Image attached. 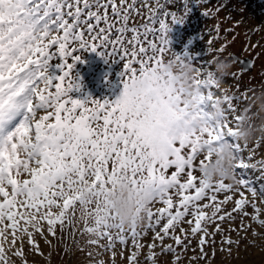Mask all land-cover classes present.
Returning <instances> with one entry per match:
<instances>
[{
  "label": "snow or ice",
  "instance_id": "obj_1",
  "mask_svg": "<svg viewBox=\"0 0 264 264\" xmlns=\"http://www.w3.org/2000/svg\"><path fill=\"white\" fill-rule=\"evenodd\" d=\"M170 2L157 0L151 8L148 0H0V264H12L8 252L27 264L23 247H16L25 237L43 255L35 237L44 236L45 223L54 238L57 228L63 233L71 227L74 236L82 223L87 243L105 251L129 242L139 249L148 231L161 244L171 238L187 250L185 242L200 234L201 258L217 233L221 243H238L224 237L221 223L239 214L240 228L229 231H247L246 205L254 210L251 219L264 226L255 201L264 197V184L257 187L247 178L250 170L264 178V160L251 162L261 143L249 147L236 136L233 101L246 99V92L223 95L224 110L213 121L207 109L219 89L214 71L196 69L202 94L190 110L183 92L159 74L170 51L168 18L173 25L183 23L166 10ZM87 52L122 64L123 90L115 101L71 95L81 90L79 73L73 76L76 63L84 62L78 53ZM187 55L175 58L182 62ZM53 65L59 75L50 71ZM244 70L250 71L251 63ZM38 112L45 114L37 118ZM224 143L232 145L237 182L209 184L196 173ZM120 180L151 186L152 207L139 230L109 223L114 217L107 194ZM235 196L234 207L224 211ZM81 207L87 208V219L77 215ZM178 227L181 235L175 234ZM163 252L175 254L176 248L167 245ZM138 254L129 256L130 264ZM148 259L155 264L154 254ZM180 259L175 255L174 264Z\"/></svg>",
  "mask_w": 264,
  "mask_h": 264
},
{
  "label": "rangeland",
  "instance_id": "obj_2",
  "mask_svg": "<svg viewBox=\"0 0 264 264\" xmlns=\"http://www.w3.org/2000/svg\"><path fill=\"white\" fill-rule=\"evenodd\" d=\"M159 3L165 4L166 0H159ZM148 4L149 7L156 8L157 0H148ZM166 10L175 13L176 18L182 20L183 23L173 25L171 17L168 18L171 27L168 33L170 51L164 55V60L175 57V53L184 56L190 46L200 43V47L205 45L211 48L207 56H211L214 62L217 61V58L224 59L225 57L234 61V55L240 58H248L252 62V69L246 71L243 66L238 64L239 60L234 61L231 69H229V79L235 83V86L231 89L232 86L229 84L228 88L231 90H226L230 96H235L233 93L235 90L240 93L248 92L251 95L264 90V0H187V3L186 0H171L170 3L166 4ZM144 15H148L147 10L144 11ZM209 41H211L210 44ZM222 46L225 47L221 52L219 49ZM78 54L81 55L84 62L76 63L73 76H75V72L79 73L81 90L79 92L74 91L71 95L81 99L91 97L101 102L105 99L115 101L123 90L119 76L123 70L122 64L111 60L105 62L95 52ZM200 56V60L191 58L189 55L184 58L185 60L190 59L194 65L202 61L201 67L205 65V59L203 55ZM97 57L101 64L95 60ZM108 66H112V71L104 75ZM50 71L57 75L60 74V70L55 65ZM100 74L103 76L100 77ZM233 74H236L235 79ZM233 103L236 107V115H238L250 102L244 100L242 104L237 101H233ZM44 114L38 112L37 118ZM254 146L255 144H253ZM263 147L264 143H261L255 153L262 158L264 155ZM196 175L199 173L197 172ZM246 197L249 201L253 200L252 195L248 192H246ZM218 198L223 199V196L220 195ZM238 198L235 196L233 201L223 206V210H231L234 207L235 199ZM255 201L257 206L261 208V218L264 219V197L257 195ZM249 208H251L250 205L245 206L247 212ZM206 211L211 213V209ZM254 214V210L251 208L249 216L243 218L244 224L249 226L247 231H229L232 228H240L241 216L239 214H234V220L221 223V227L224 229V237L238 241V243L231 245L221 243L223 237L217 233L214 237L215 244L209 243L204 248L206 254L204 258H201L198 245L200 234L191 238L190 243L186 241L187 250H182L175 245L171 238L165 239L163 244L156 241L151 231L142 235L138 241L141 245L139 249L131 242L127 245L117 243L112 250L115 252V256H113L112 251H105L100 246L87 243L90 237L80 234L83 228L82 223L77 225L74 236L71 234L73 231L71 227L63 233L57 228L55 238L47 233V224H43L44 236L41 237L37 234L35 237L43 255L36 254L35 250L30 248L26 237L24 243L22 245L18 243L16 247H23L24 259L27 264H99L101 260L105 264H130L129 256L137 251L139 254L135 264H152V261L148 259L150 254H154L155 264H174L175 255L181 256L178 264H264V226H260L251 219ZM182 227L188 230L187 235L191 236L190 226L185 223ZM208 227L209 232H212L215 229V224H210ZM175 234L181 235L179 227ZM10 240L11 236L9 235V242ZM106 243L107 241L100 242L101 245ZM152 244H155L154 248L149 247ZM167 245L175 247L176 253H164L163 247ZM4 246L7 250L9 244L5 243ZM90 252L92 255H89ZM8 255L11 257L12 264H22V260L12 256L11 252H8Z\"/></svg>",
  "mask_w": 264,
  "mask_h": 264
},
{
  "label": "clouds",
  "instance_id": "obj_3",
  "mask_svg": "<svg viewBox=\"0 0 264 264\" xmlns=\"http://www.w3.org/2000/svg\"><path fill=\"white\" fill-rule=\"evenodd\" d=\"M234 61L225 57L217 58L214 72L219 88L222 86V78L229 74ZM197 67L190 60L178 61L175 57L164 60L159 74L165 80L174 84L177 92H183V105L192 109L202 94L197 86ZM256 111L253 112L252 108ZM224 110L223 97L216 96L209 108L210 117L216 121ZM239 121L236 125V136L242 144H255L257 141L264 143V90L254 93L250 98L249 105L238 114ZM236 158L230 143H224L218 151L213 152L199 170L200 179L209 184L223 180L228 184H236L237 177L234 175ZM84 199L90 197L85 192ZM152 190L150 185L143 188L133 186L127 180H120L110 189L107 194L108 208L114 217L109 223L118 224L125 229L135 227L142 228L147 223V214L152 207ZM82 219L88 218L86 207L78 208Z\"/></svg>",
  "mask_w": 264,
  "mask_h": 264
},
{
  "label": "trees",
  "instance_id": "obj_4",
  "mask_svg": "<svg viewBox=\"0 0 264 264\" xmlns=\"http://www.w3.org/2000/svg\"><path fill=\"white\" fill-rule=\"evenodd\" d=\"M210 49L211 48H209V47H207L205 45H201V47H200V43H198V45H192V46H190L188 48V50H187V54L189 56H191V58H197L198 60H200V58H199V57H201L200 55H203L204 56V59H205L204 60L205 65L200 67V63L202 62V61H200L195 66L197 68H201V70L202 71H205V72H206V70L207 71H214V69H215V62L212 60V57L211 56H207V54H209L210 51H211ZM95 60L98 61L97 62L98 64H101V61H100V59L98 57L95 58ZM104 65L106 67V63ZM94 67H97V66H94ZM111 71H112V66H108V70L104 73V75L107 72L111 73ZM216 75H218V74H216ZM99 76L102 77L103 75L100 74ZM229 84H231V86H232L231 89H233V87L235 86V83H233L232 81H230L229 74H228V75L223 76V78H222V86H221V88H219L218 90H216V96L223 97V95H225V94L229 95L228 92L226 91V90H231V89L228 88ZM233 93H234L235 96H242L245 92L244 93H240V92H238V91L235 90ZM246 96H247V98L246 99H243L242 101H240L239 102L240 104H242V102L244 100L250 102V98L253 95H251L250 93L246 92ZM207 110H209V109H207ZM255 111H256V108L253 107V112H255ZM231 115L232 114H230V116ZM235 115H236V113H235ZM249 147H253V144H250ZM256 160H264V155H263V158H262L261 156H258L256 154H254V159L251 162L252 163H255ZM247 178H249L250 180H252L254 182L255 186H257V187H259L260 184H264V178H261V173L258 170L257 171H251L250 170L247 173ZM250 195H251V193H250ZM159 206L160 205L158 204V207ZM250 212H251V208H249V210H248V213H250Z\"/></svg>",
  "mask_w": 264,
  "mask_h": 264
},
{
  "label": "water",
  "instance_id": "obj_5",
  "mask_svg": "<svg viewBox=\"0 0 264 264\" xmlns=\"http://www.w3.org/2000/svg\"><path fill=\"white\" fill-rule=\"evenodd\" d=\"M234 58H235L234 61H238L239 60V64L241 66H243L244 69H247L249 63H251V69H252V62L250 60H248V58H240V57H238L236 55H234ZM241 62H243V63H241Z\"/></svg>",
  "mask_w": 264,
  "mask_h": 264
}]
</instances>
